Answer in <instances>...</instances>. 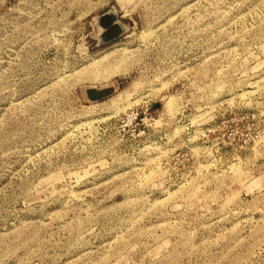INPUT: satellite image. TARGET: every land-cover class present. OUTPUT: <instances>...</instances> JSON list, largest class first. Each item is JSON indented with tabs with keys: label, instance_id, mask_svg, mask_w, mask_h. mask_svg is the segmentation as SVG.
Instances as JSON below:
<instances>
[{
	"label": "rangeland",
	"instance_id": "374dc122",
	"mask_svg": "<svg viewBox=\"0 0 264 264\" xmlns=\"http://www.w3.org/2000/svg\"><path fill=\"white\" fill-rule=\"evenodd\" d=\"M0 264H264V0H0Z\"/></svg>",
	"mask_w": 264,
	"mask_h": 264
},
{
	"label": "water",
	"instance_id": "95a60500",
	"mask_svg": "<svg viewBox=\"0 0 264 264\" xmlns=\"http://www.w3.org/2000/svg\"><path fill=\"white\" fill-rule=\"evenodd\" d=\"M100 22L102 24H106L107 32L103 34L104 41H110L113 39H116L120 32V26L119 24L114 22V16L112 14H106L100 18Z\"/></svg>",
	"mask_w": 264,
	"mask_h": 264
},
{
	"label": "bare ground",
	"instance_id": "6f19581e",
	"mask_svg": "<svg viewBox=\"0 0 264 264\" xmlns=\"http://www.w3.org/2000/svg\"><path fill=\"white\" fill-rule=\"evenodd\" d=\"M170 100H172V97H171V99L169 98L168 102H171ZM173 101H174V100H173Z\"/></svg>",
	"mask_w": 264,
	"mask_h": 264
}]
</instances>
